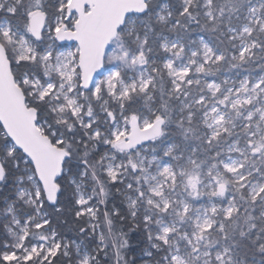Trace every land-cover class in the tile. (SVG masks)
I'll list each match as a JSON object with an SVG mask.
<instances>
[{"label": "snow or ice", "instance_id": "1", "mask_svg": "<svg viewBox=\"0 0 264 264\" xmlns=\"http://www.w3.org/2000/svg\"><path fill=\"white\" fill-rule=\"evenodd\" d=\"M0 264H264V0H0Z\"/></svg>", "mask_w": 264, "mask_h": 264}, {"label": "trees", "instance_id": "2", "mask_svg": "<svg viewBox=\"0 0 264 264\" xmlns=\"http://www.w3.org/2000/svg\"><path fill=\"white\" fill-rule=\"evenodd\" d=\"M70 235H72V233H70Z\"/></svg>", "mask_w": 264, "mask_h": 264}]
</instances>
